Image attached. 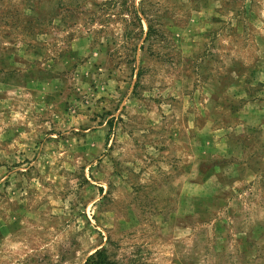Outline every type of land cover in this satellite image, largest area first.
I'll use <instances>...</instances> for the list:
<instances>
[{"label":"rangeland","instance_id":"374dc122","mask_svg":"<svg viewBox=\"0 0 264 264\" xmlns=\"http://www.w3.org/2000/svg\"><path fill=\"white\" fill-rule=\"evenodd\" d=\"M0 264H264V0H0Z\"/></svg>","mask_w":264,"mask_h":264},{"label":"trees","instance_id":"16d2710c","mask_svg":"<svg viewBox=\"0 0 264 264\" xmlns=\"http://www.w3.org/2000/svg\"><path fill=\"white\" fill-rule=\"evenodd\" d=\"M102 254V251H97V255L100 256Z\"/></svg>","mask_w":264,"mask_h":264}]
</instances>
